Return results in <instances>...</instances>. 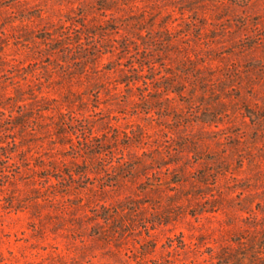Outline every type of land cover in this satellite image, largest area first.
Instances as JSON below:
<instances>
[{
	"label": "rangeland",
	"instance_id": "1",
	"mask_svg": "<svg viewBox=\"0 0 264 264\" xmlns=\"http://www.w3.org/2000/svg\"><path fill=\"white\" fill-rule=\"evenodd\" d=\"M102 1L0 0V264H264V0Z\"/></svg>",
	"mask_w": 264,
	"mask_h": 264
},
{
	"label": "trees",
	"instance_id": "2",
	"mask_svg": "<svg viewBox=\"0 0 264 264\" xmlns=\"http://www.w3.org/2000/svg\"><path fill=\"white\" fill-rule=\"evenodd\" d=\"M102 3H107V2L103 0ZM102 9H107V8H106V6H102ZM136 31L137 32L132 33L133 34L132 37H135V39L134 38L133 39L128 38L124 42L123 46H121V52H123L126 55L130 54L129 56L133 57V58H135V55L136 56L139 55V57H141V58L139 60H136V61L132 60L130 62V66L128 67V70L126 71V73L122 74V76L120 78L115 80V84H113L114 85L113 88H115V89H118L121 84H124L125 86H130L131 84H137L140 81H143L145 84H147L145 72L155 70L157 68V64H158L157 57L162 56L163 50L158 51L154 47V44H157V39L152 38V39H148L147 41H145L144 36L141 34L142 32L139 31V29H137ZM138 41L140 43H143L144 46L140 47V48L134 47V45L139 46V45H136L137 43L139 44ZM169 41L171 43L172 40H169ZM167 43H169V42H167ZM167 43H165V44L167 45ZM120 60H121V58H119V61ZM179 64L183 65L184 62L181 61ZM209 68H211V67H209ZM127 73H130L131 75H128ZM198 77H200V76H198ZM148 79L151 80L152 78H148ZM96 83H103L104 84L105 81L97 80ZM98 88L99 87H97V89ZM162 89L163 88H156V91L162 92ZM175 91H178V90H175ZM180 92H181V94H183L184 93L183 89L180 90ZM150 112H151L150 108H148L145 111L146 114H149ZM85 140L87 143V148L86 149L82 148L79 151L73 153L75 155L73 158L76 159L79 156V153H82L83 151H84V153H86L85 151L88 152V149L90 151L91 148L88 147L90 145V141H89L88 137H86ZM97 153H99V152H97ZM6 157H8V156H6Z\"/></svg>",
	"mask_w": 264,
	"mask_h": 264
}]
</instances>
